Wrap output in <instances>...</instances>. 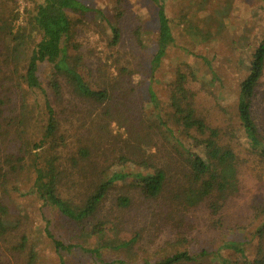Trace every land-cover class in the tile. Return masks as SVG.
Listing matches in <instances>:
<instances>
[{"label": "rangeland", "instance_id": "374dc122", "mask_svg": "<svg viewBox=\"0 0 264 264\" xmlns=\"http://www.w3.org/2000/svg\"><path fill=\"white\" fill-rule=\"evenodd\" d=\"M80 1L91 9L101 10L110 21L116 20L121 39L117 46L109 48V29L97 15L90 13L84 25L78 29V37L75 39L78 49L75 52L69 51L68 63H73V69L97 89H103V86L111 88L109 86L117 81L114 82V78L118 77V71L122 67L128 69L126 74L118 78L120 85L112 87L111 99L99 106L77 98L65 80H61L62 102L57 111L61 132L66 139V146L58 150L61 165L70 167L71 161L68 158L76 155L79 146L87 144L91 148H100L96 160L101 165L106 160L109 162L106 158L109 156L116 163L114 157L122 155L141 160L149 152L153 155L151 160L154 164L170 170L167 186L155 201H144L135 189H122L120 185L109 193L101 210V214L111 220V230L104 238L106 244L122 242L137 234L139 240L132 252V259L123 257L127 264H154L177 252H186L195 259L197 257L196 263L192 264H220L219 256L232 262H242L239 256L228 255L221 249L225 242L243 243L248 257H254L257 243L253 239L262 221L257 208L264 205V161L244 149L236 125L235 106L238 86L247 73L254 50L264 38V12L260 1L164 0L174 40L155 73L152 89L160 101H165L169 95L168 83L175 79L174 71L179 69L186 74L184 64L197 67L198 79H189L188 88L194 93L198 114L210 127L221 131V143L231 146L238 155L236 191L217 215H211L204 202L190 209L179 207L173 196L181 190L179 184H187L179 171L181 162L157 130L150 129L149 122H146L150 61L156 51L157 38L156 7L153 2ZM18 4L21 14L23 2L19 0ZM20 24L21 17L15 25ZM188 26L208 32L211 40L203 42L199 38L194 39L185 32ZM138 28L140 44L135 36ZM26 52L24 48L11 49V58L18 61L19 71L24 66ZM76 55H82L83 60L76 63ZM202 58L211 64L217 82L210 81L209 68ZM38 74L42 83H48V66L41 65ZM100 77L106 82L105 85H100ZM20 87L24 93L22 82ZM50 93L53 96V92ZM18 96L12 100L14 105H18L16 102L21 95ZM107 110L120 112V125L112 120L108 127L104 126L106 119L102 117ZM254 110L258 122L264 126V75L254 100ZM102 126L104 129H100ZM185 147L188 148L187 141ZM192 151L200 152V149L192 148ZM7 153L8 156L11 153L17 157L22 156L11 145L7 147ZM0 166L4 167L1 161ZM12 178L11 184H7L8 192L2 193L0 190L10 218L20 223V227L8 236V240L13 237V241H16L20 233L25 232L29 240L28 247L33 246L36 252L35 264H95L81 248L88 250L97 246L98 237L80 238L77 234L69 233V226L59 218L52 214L50 217L41 202L28 195L31 187L28 171L22 170ZM126 182L132 183L131 180ZM124 195L129 197L130 203L129 207L121 209L116 206V200ZM44 217L51 219L48 231L55 239L65 246L71 244L81 248L70 252L55 251L44 231ZM8 240L0 241V264H27L24 253L18 255L10 251L12 247L6 244ZM203 250L213 255L199 258V252ZM103 257L116 259L115 254H103Z\"/></svg>", "mask_w": 264, "mask_h": 264}, {"label": "trees", "instance_id": "16d2710c", "mask_svg": "<svg viewBox=\"0 0 264 264\" xmlns=\"http://www.w3.org/2000/svg\"><path fill=\"white\" fill-rule=\"evenodd\" d=\"M18 1L0 0V161L4 165L0 166V190L2 193L7 191V184H11L12 176H17L22 170L28 171L31 177L28 195L39 200L50 217L52 214L59 218L69 226V233L77 234L80 238L98 237L97 246L92 249L85 250L71 244L65 246L48 231L51 219L44 217V231L55 251L70 252L81 248L95 264H127L123 257L132 259L138 235L112 245L106 244L104 238L111 230V220L101 214L103 203L118 185L122 189H135L144 201H155L167 186L170 170L154 164L151 160L153 155L149 152L141 160L122 155L114 157L116 163L109 156L106 157L109 162L106 160L101 165L96 160L100 148H91L85 144L83 147L79 146L76 155L68 158L71 161L70 167L61 165L58 155V150L66 146L57 111L62 102L61 80H65L77 98L99 106L111 99L112 87L120 85L118 78L126 74L128 69L122 67L118 71V77L114 78V82L117 79L115 84H109L111 88H94L82 74L73 69V63H68L69 51L75 52L78 49L75 42L78 29L84 25L90 13L97 15L109 29L108 47L113 48L120 43L119 24L114 19L110 21L106 18L101 10L91 9L80 0H21V14L18 11ZM151 1L156 7L157 38L156 51L150 61L151 77L145 103L148 109L146 122H149L150 129L157 130L158 135L173 149L181 162L179 171L187 184H179L180 193L173 196L179 207L190 209L204 202L211 215H217L230 195L236 191L238 155L231 146L221 143V131L210 127L198 114L194 93L188 88L189 79H198L197 67L184 64L186 74L179 69L174 71L175 79L168 83L167 100L160 101L153 91L155 73L173 45L174 38L164 0ZM259 1L264 12V0ZM20 17L22 24L15 25ZM185 32L203 42L211 40L208 32L192 26H188ZM135 36L140 44L139 28L135 31ZM12 47L27 51L22 71L18 69V61L11 58ZM82 60V55H76V63ZM202 60L209 68L210 81L217 82L211 64H207L205 58ZM41 65L48 66L50 70L48 83H42L39 77ZM263 75L264 38L254 50L247 73L238 86L235 106L236 125L244 149L262 161L264 126L256 118L254 100ZM21 82L25 88L24 93L20 87ZM105 83L104 80L100 81V85ZM19 94L21 97L16 102L18 105H14L12 100L19 97ZM118 115L119 111L107 110L102 117L106 119L104 126L108 127L112 120L120 125ZM186 141L188 148L185 147ZM10 145L15 152H21L22 156L17 157L14 153L8 156L7 147ZM192 148H199L200 152L192 151ZM128 180L132 183L128 184ZM129 203V197H117L118 208L126 209ZM8 212L0 196V241L8 240V236L20 227L19 221L13 222ZM257 213L262 221L253 239L257 243L254 257H248L243 243L225 242L221 249L228 255L239 256L242 262H232L219 256L220 264H264V205L257 208ZM14 239L12 237L6 242L12 247L10 251L18 255L24 253L27 264H35L36 252L33 246L28 247L27 234L22 232L16 241ZM11 241L13 242L10 243ZM199 253V258L213 255L204 250ZM103 254H115L116 259L104 258ZM196 259L186 252H177L154 264H192L196 263Z\"/></svg>", "mask_w": 264, "mask_h": 264}]
</instances>
